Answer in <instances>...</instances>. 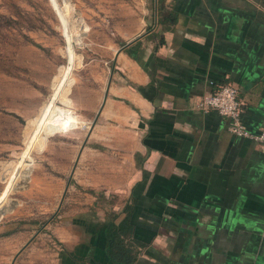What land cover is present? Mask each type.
I'll use <instances>...</instances> for the list:
<instances>
[{
	"label": "crops",
	"instance_id": "crops-1",
	"mask_svg": "<svg viewBox=\"0 0 264 264\" xmlns=\"http://www.w3.org/2000/svg\"><path fill=\"white\" fill-rule=\"evenodd\" d=\"M143 19L73 173L92 193L65 216L61 264H117L108 223L126 224L134 264H264V148L196 106L232 83L264 127V0H154Z\"/></svg>",
	"mask_w": 264,
	"mask_h": 264
},
{
	"label": "rangeland",
	"instance_id": "rangeland-1",
	"mask_svg": "<svg viewBox=\"0 0 264 264\" xmlns=\"http://www.w3.org/2000/svg\"><path fill=\"white\" fill-rule=\"evenodd\" d=\"M72 1L86 32L80 33L65 11V0H56L61 16L52 0H0V210H12L0 220V264H12L21 250L15 264H61L66 249L59 232L69 227L65 216L85 209L91 192L75 188L71 181L64 195L68 179L102 104L117 52L141 31L154 4ZM62 82L71 104L53 123L62 93L46 113ZM61 123L73 129L55 135ZM48 127L53 134L43 152H37V141ZM22 173L30 177L26 185ZM94 195L98 203L104 196L111 204L117 202L115 194L104 195L103 190Z\"/></svg>",
	"mask_w": 264,
	"mask_h": 264
},
{
	"label": "built area",
	"instance_id": "built-area-1",
	"mask_svg": "<svg viewBox=\"0 0 264 264\" xmlns=\"http://www.w3.org/2000/svg\"><path fill=\"white\" fill-rule=\"evenodd\" d=\"M198 109L209 113L217 112L230 121L229 130L237 137L254 140L264 148V127L258 134L249 131L243 121L245 102L241 97L240 89L232 84L225 83L216 86L210 94L204 95L196 102Z\"/></svg>",
	"mask_w": 264,
	"mask_h": 264
},
{
	"label": "bare ground",
	"instance_id": "bare-ground-1",
	"mask_svg": "<svg viewBox=\"0 0 264 264\" xmlns=\"http://www.w3.org/2000/svg\"><path fill=\"white\" fill-rule=\"evenodd\" d=\"M53 3H54V6L56 8V11L58 14H60L61 16V9L57 6L56 4V0H52ZM64 9L65 11L67 12L68 15L72 16L74 18V22L76 24V26L80 29V33H83V32H86V27H85V24H84V21L83 19L78 15V12L75 10V7L73 5V1L72 0H65V6H64ZM63 9V10H64ZM61 11V12H60ZM73 20V19H72ZM77 42V44L79 46H81V39L80 37L78 38H75ZM69 48H70V53L69 55L71 56V53H72V47H73V43H72V40L70 39L69 40ZM61 73L59 74V76L56 77L54 83H53V88L55 89V87L57 86L58 82H59V78L61 77V75L63 74V69L60 71ZM67 83V82H66ZM73 84V80L71 79L68 83H67V88L71 87ZM64 83L62 82L58 88H56V91H55V94H54V97L50 100V103H49V106H48V110H47V113L46 115L49 114V111L53 108L54 105H56L58 103V100L61 96V93L63 91V87ZM68 95H69V91L66 89L64 90V92L62 93V99L60 100V102L57 104V106L54 108V112L52 114V120H53V123H56L59 118L62 116V112L64 111L65 108H67L68 106H70L71 104V101L70 99H68ZM53 134V129L51 127H48L46 130H45V133L40 137V139L37 141V144H36V151L37 152H43L44 148L46 147L47 145V141H48V138L51 137ZM29 178L28 176H26L24 173L21 174V180H22V183L23 185H26V183L28 184L29 182ZM12 210L11 208H6L4 210H0V220L7 214L11 213Z\"/></svg>",
	"mask_w": 264,
	"mask_h": 264
},
{
	"label": "trees",
	"instance_id": "trees-1",
	"mask_svg": "<svg viewBox=\"0 0 264 264\" xmlns=\"http://www.w3.org/2000/svg\"><path fill=\"white\" fill-rule=\"evenodd\" d=\"M126 230L125 223L120 226L113 223L106 225L107 251L111 260L117 264H134L136 260L135 250L122 238Z\"/></svg>",
	"mask_w": 264,
	"mask_h": 264
},
{
	"label": "water",
	"instance_id": "water-1",
	"mask_svg": "<svg viewBox=\"0 0 264 264\" xmlns=\"http://www.w3.org/2000/svg\"><path fill=\"white\" fill-rule=\"evenodd\" d=\"M114 71H115V66L113 67V69H112V71H111V76H110L109 81H108V83H107V87H106V90H105V93H104V97H103L102 104H101V106H100V108H99V110H98V112H97V114H96V116H95V119L93 120L92 125H91V127H90V129H89V132H88V134H87L86 140H85V142H84V144H83V146H82V149H81V151H80V153H79L78 159H77L76 164H75V166H74V170H73V172H72V175H71L70 178L68 179L67 187H66V190H65L64 195L66 194V192H67V190H68V188H69V186H70V184H71L72 177H73V173H74L75 168H76V166H77V163H78V161H79V157H80V155H81V153H82V150H83V148L85 147V145H86V143H87V141H88V139H89V136H90L91 133L93 132V129L95 128V126H96V124H97V122H98V120H99V117H100V115H101V112H102L103 106H104V104H105V102H106V100H107V97H108V89H109V87H110V85H111ZM61 204H62V202H61ZM31 241H32V240H31ZM31 241H30V242H31ZM30 242H29V243H30ZM29 243H28L27 245H29ZM26 247H27V246H25L23 249H25ZM15 260H16V258H15ZM15 260H14V262H15ZM13 264H14V263H13Z\"/></svg>",
	"mask_w": 264,
	"mask_h": 264
}]
</instances>
